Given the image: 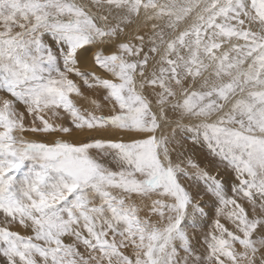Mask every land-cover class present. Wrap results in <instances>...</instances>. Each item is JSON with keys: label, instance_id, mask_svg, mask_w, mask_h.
Wrapping results in <instances>:
<instances>
[{"label": "snow or ice", "instance_id": "snow-or-ice-1", "mask_svg": "<svg viewBox=\"0 0 264 264\" xmlns=\"http://www.w3.org/2000/svg\"><path fill=\"white\" fill-rule=\"evenodd\" d=\"M0 91V264H264V0H0Z\"/></svg>", "mask_w": 264, "mask_h": 264}, {"label": "bare ground", "instance_id": "bare-ground-1", "mask_svg": "<svg viewBox=\"0 0 264 264\" xmlns=\"http://www.w3.org/2000/svg\"><path fill=\"white\" fill-rule=\"evenodd\" d=\"M4 94H6V93H4ZM1 95V94H0ZM0 97H3V98H7V99H12V97L10 96H6V97H4L3 95H1ZM92 97L93 98H97L95 95H92ZM80 102H82V103H84L85 105H87V106H89L90 107V104L88 103V102H86V101H83V100H81V101H79V103ZM17 108H18V110L19 111H21V112H24L23 110H21V105L20 104H18L17 105ZM26 115V114H25ZM50 115V114H49ZM26 117V116H25ZM26 120H27V118H25V123L26 124H28L27 122H26ZM50 122H54V123H64V124H66L67 123V120L65 119L64 121H61V120H56V119H54V120H52V121H50ZM69 125V124H68ZM65 126H67V125H65ZM25 136H26V138L27 139H38V138H40L37 134H32V133H25ZM77 138H79V137H70V136H67V135H64V134H60V135H55V136H46V137H44V139H52V140H56V139H67V140H73V139H77ZM2 214V213H1ZM2 221H3V217H1L0 216V223H2ZM11 230H13V231H18V232H20L22 235H30L31 234V232L29 231V230H26V229H24L22 226H20L19 224H13L12 226H11ZM128 254H131V253H128Z\"/></svg>", "mask_w": 264, "mask_h": 264}, {"label": "rangeland", "instance_id": "rangeland-1", "mask_svg": "<svg viewBox=\"0 0 264 264\" xmlns=\"http://www.w3.org/2000/svg\"><path fill=\"white\" fill-rule=\"evenodd\" d=\"M82 90L84 91V93H85L86 96H92V95H94L91 91H89V90H87V89L82 88ZM4 93H6V92L0 91V94L3 95L4 97H6L8 94H7V93L4 94ZM1 95H0V96H1ZM8 96H9V95H8ZM9 97H10V96H9ZM101 102H103V101H101ZM79 105H80L82 108H90L89 106L85 105V104L82 103V102H80ZM21 107H22L21 110L25 111L23 105H21ZM25 114H26L25 116H26V118H27L26 122L29 124V123H30V120H29V118L27 117V113H26V112H25ZM65 125L70 126V125H68V123H66ZM229 175H230V173H229ZM141 214L144 215L145 213H141ZM0 216L3 217V214L0 213ZM125 251H126L127 253H131V249H127V250H125Z\"/></svg>", "mask_w": 264, "mask_h": 264}]
</instances>
